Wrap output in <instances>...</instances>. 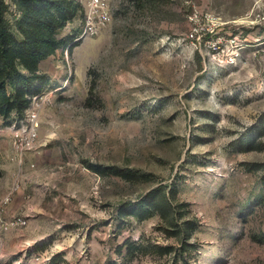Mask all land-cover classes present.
Returning a JSON list of instances; mask_svg holds the SVG:
<instances>
[{
  "label": "rangeland",
  "instance_id": "374dc122",
  "mask_svg": "<svg viewBox=\"0 0 264 264\" xmlns=\"http://www.w3.org/2000/svg\"><path fill=\"white\" fill-rule=\"evenodd\" d=\"M85 1L39 63L51 104L21 161L0 118L4 214L28 220L0 231V264H264V0H110L79 38ZM163 186L166 216L130 213Z\"/></svg>",
  "mask_w": 264,
  "mask_h": 264
},
{
  "label": "trees",
  "instance_id": "16d2710c",
  "mask_svg": "<svg viewBox=\"0 0 264 264\" xmlns=\"http://www.w3.org/2000/svg\"><path fill=\"white\" fill-rule=\"evenodd\" d=\"M19 16L15 21L17 37L5 21L7 4L0 0V117L9 119L24 115L35 95L50 83L49 76L39 69V63L60 47L72 45L73 36L58 37V32L82 13L80 0H17ZM121 177L138 179L137 174L109 168ZM96 172H100L94 169ZM3 172L0 169V178ZM264 183V178H263ZM163 187L152 188L139 201L129 203L131 214L145 219L166 216L171 204ZM172 198V196H171ZM166 209V210H165ZM185 229L194 227L191 220L182 222ZM188 233L187 235H189ZM140 243H136L139 246ZM132 254L131 249H128Z\"/></svg>",
  "mask_w": 264,
  "mask_h": 264
},
{
  "label": "built area",
  "instance_id": "2783aa9c",
  "mask_svg": "<svg viewBox=\"0 0 264 264\" xmlns=\"http://www.w3.org/2000/svg\"><path fill=\"white\" fill-rule=\"evenodd\" d=\"M79 38L93 36L105 26L111 19L110 0H86ZM51 104L50 97L43 91L35 95L24 115L10 121L12 128L11 150L14 158L21 161L23 155L33 149L38 140L40 128V111ZM20 190V178L15 175L7 191L0 198V231H8L12 228L22 227L28 223L25 214H12L5 216L4 205L10 202L12 195Z\"/></svg>",
  "mask_w": 264,
  "mask_h": 264
},
{
  "label": "crops",
  "instance_id": "0c3cea01",
  "mask_svg": "<svg viewBox=\"0 0 264 264\" xmlns=\"http://www.w3.org/2000/svg\"><path fill=\"white\" fill-rule=\"evenodd\" d=\"M1 118V117H0ZM5 153L2 151V160H0V169L2 170L3 174L0 178V198L5 193L6 188L8 186L7 181H5V176H9V173H11V165L13 163L9 162L6 159ZM10 171V172H9Z\"/></svg>",
  "mask_w": 264,
  "mask_h": 264
}]
</instances>
